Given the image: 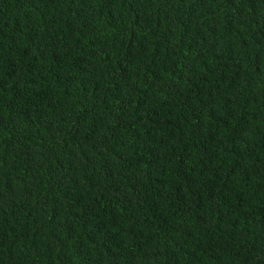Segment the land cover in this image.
Listing matches in <instances>:
<instances>
[{
	"label": "trees",
	"instance_id": "1",
	"mask_svg": "<svg viewBox=\"0 0 264 264\" xmlns=\"http://www.w3.org/2000/svg\"><path fill=\"white\" fill-rule=\"evenodd\" d=\"M0 264H264V0H0Z\"/></svg>",
	"mask_w": 264,
	"mask_h": 264
}]
</instances>
